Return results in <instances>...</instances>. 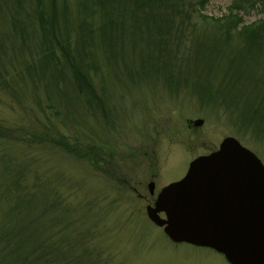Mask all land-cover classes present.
<instances>
[{"label": "rangeland", "instance_id": "obj_1", "mask_svg": "<svg viewBox=\"0 0 264 264\" xmlns=\"http://www.w3.org/2000/svg\"><path fill=\"white\" fill-rule=\"evenodd\" d=\"M48 1L20 0L29 13L41 6L49 48L58 51V41L69 44L72 56L77 46L89 54L95 67L86 74L96 97L85 99L63 58L62 66L51 57L42 66L38 56L48 51L36 20L0 5V232L21 230L20 259L1 250L0 241V264H22L36 242L43 249L35 264H229L208 247L170 241L145 205L226 136L264 165V106L255 118L245 114L264 84V36L249 40L237 31L264 18V5L206 0L200 8L197 0H177L182 14L143 6L115 17L112 34L121 40L108 57L111 45L88 40L96 42L105 10L94 0L85 9L80 0ZM140 12L155 24L158 18V35ZM233 13L241 17L238 28ZM226 83L229 94H220ZM58 137L79 154L51 143Z\"/></svg>", "mask_w": 264, "mask_h": 264}, {"label": "water", "instance_id": "obj_2", "mask_svg": "<svg viewBox=\"0 0 264 264\" xmlns=\"http://www.w3.org/2000/svg\"><path fill=\"white\" fill-rule=\"evenodd\" d=\"M145 212L172 242L212 248L230 264H264V165L232 136L191 159Z\"/></svg>", "mask_w": 264, "mask_h": 264}, {"label": "trees", "instance_id": "obj_3", "mask_svg": "<svg viewBox=\"0 0 264 264\" xmlns=\"http://www.w3.org/2000/svg\"><path fill=\"white\" fill-rule=\"evenodd\" d=\"M98 5L100 11L101 10H105L104 11V22H100L96 27H95V31L96 34L98 35L96 37V42H94L92 39H88L90 40V43H93V45L98 46V47H103L104 45H111L112 48L110 49V52L107 53L106 55L108 57H112L115 54V49L114 47L116 46V39H117V35L112 34V30H111V25H115V23L117 22V20L115 19V17L117 16H121L122 15H128V16H133V11L135 10H142L143 6L146 7H150L151 5H161V6H167V8H176L177 9V13L178 14H182L183 11H181L178 7H180V5L177 3V0H94ZM93 1V3H94ZM118 4L121 1V8H118L119 6L117 5L116 8L114 10H110V12L107 10L106 8V4L110 3V2H117ZM206 0H197V6L202 8L204 3ZM256 1H260L262 5H264V0H256ZM2 2V3H1ZM5 2H8L10 5H14L16 6L17 9H20V12L22 11L21 15L22 17H24L25 19L28 17H32L36 20V24L38 27V30L41 33L42 36V40H41V47L47 49V53L45 52L44 54H40L38 56L39 58V62L42 64V66L46 67L49 66V59L50 57L55 61L56 64H61V61H65V66L68 65V68L73 76L74 79V83L75 85L78 87L79 90L83 91V96H85V99L88 102H91V99L95 98V93L93 90V87L91 86V83L89 81V78L86 74V68H92L95 67L93 66V62L91 60V58L87 61V57L89 54H87V52L85 50H83L82 48H79V46H77L78 48L75 49V55L72 56V54L70 53V49L69 44H61L60 42H56L58 51L56 50L55 47L49 48V46H47V32H49V28H47V26H45V22L42 18V12L40 11V5H37L36 7H34L33 9H31V12H27L26 10H22V4L20 2V0H0V5L7 4ZM86 0H80V6L81 8L83 7V9H85V3ZM128 2V5L131 6L132 4L134 6H132V9H128L126 12H124V7L126 5V3ZM163 2V4H162ZM248 2V5H253L255 3V0H239V2H236V4H234L235 8H238L239 5H243L244 3ZM167 4V5H164ZM54 4V0H49L48 1V5H53ZM35 11V12H34ZM13 12V11H12ZM15 13V12H14ZM111 14H114L112 16H110ZM144 15L145 16V27L147 30H152L155 32V35L159 33V25H157V19H156V24L154 23V19H152L150 17V13L148 14V16H146V14L141 13L140 15ZM13 15V13H12ZM138 15V14H137ZM233 16L235 18V20L232 21V23L235 25L234 27H237L238 24H240V19L241 17L239 15H236V13H233ZM12 20H11V24H12V29L15 33H18L19 35H22L23 39V32L21 31V28L19 26V20L17 18H15L14 16H11ZM19 18V17H18ZM52 22L49 23L50 27H52L53 23H57V21H55L53 16H50ZM21 20V18H19ZM30 18H28L27 20H29ZM83 23V21L81 20L79 22V25H81ZM230 24H228L229 26ZM127 26H123L121 25V28H126ZM238 28V27H237ZM239 28H241V31L237 30L238 33L240 32H245L246 34V38L249 40H254L257 37H261L264 36V18L259 19V20H255L252 22V24L249 25H244V26H240ZM156 29V30H153ZM237 33V34H238ZM120 40L121 38L118 37ZM264 41V37L262 39ZM159 41V40H158ZM115 44V45H114ZM264 45V43H263ZM113 49V50H112ZM112 50V51H111ZM152 57V55H151ZM63 58V59H62ZM62 59V60H61ZM54 68L59 69L58 65L54 66ZM230 68V67H229ZM228 68V69H229ZM236 79V78H235ZM230 84L226 83V84H220L217 89H223L222 91H220V94H229L228 90L230 89ZM224 87V88H223ZM256 91H261L260 94H258V98L255 100V103L257 104V106L253 107V108H249L248 111L245 112V114H247L246 116H249L251 118H255V115H259L261 114V112L263 111V106H264V84L258 88ZM51 143L61 147L62 149H65L69 152H72L74 154H79V151L76 149V147L74 145L69 144L65 139H63L62 137H58L56 139L51 138L50 139ZM84 154V156H86L85 152H82ZM93 162V161H92ZM21 233V230L19 229V227H14V228H10V229H3L0 232L1 238L0 241H2L1 243V250L5 251L7 255L11 256L13 259H20V255L18 253V237ZM42 249L43 246L41 244H39L38 242L33 243L30 246L28 255H26L27 257H22V264H35L38 260H40L41 258V254H42ZM51 249V248H49ZM22 251L24 252V250L22 249ZM23 252H21V254H23ZM10 264H15V262H10Z\"/></svg>", "mask_w": 264, "mask_h": 264}, {"label": "flooded vegetation", "instance_id": "obj_4", "mask_svg": "<svg viewBox=\"0 0 264 264\" xmlns=\"http://www.w3.org/2000/svg\"><path fill=\"white\" fill-rule=\"evenodd\" d=\"M149 181H152V180H149ZM153 187H154V185H153ZM153 200H154V197H153V199H152V201H151V204H153Z\"/></svg>", "mask_w": 264, "mask_h": 264}]
</instances>
